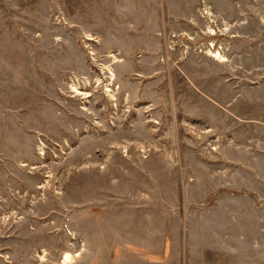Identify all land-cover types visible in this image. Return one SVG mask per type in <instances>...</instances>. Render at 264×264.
I'll return each instance as SVG.
<instances>
[{
  "label": "rangeland",
  "instance_id": "374dc122",
  "mask_svg": "<svg viewBox=\"0 0 264 264\" xmlns=\"http://www.w3.org/2000/svg\"><path fill=\"white\" fill-rule=\"evenodd\" d=\"M223 67L264 73V0H0V264H184Z\"/></svg>",
  "mask_w": 264,
  "mask_h": 264
},
{
  "label": "crops",
  "instance_id": "0c3cea01",
  "mask_svg": "<svg viewBox=\"0 0 264 264\" xmlns=\"http://www.w3.org/2000/svg\"><path fill=\"white\" fill-rule=\"evenodd\" d=\"M130 1L135 6V0ZM161 31L156 33L161 35ZM148 32V28L144 29V36ZM222 71V78L208 79L213 85L210 93L203 91L202 80L197 79V83L192 84L198 95H203L221 110V126L203 117L213 128L210 134L216 133L217 140L221 141V149L213 160L204 161L198 157L195 170L193 167L194 171L190 168L187 171L189 180L186 181L182 170L179 172L181 180H175V198L180 200L175 214L185 222L187 231L184 235L181 233L178 246L182 252L185 249L184 264H261L264 248V73L254 75L258 81L253 80L252 84L246 80L249 74L237 78L224 67ZM218 86L221 91L216 93ZM204 164L214 173L200 171ZM182 193L185 199L205 205L182 206ZM212 199L216 201L210 205ZM168 241L164 239L162 257Z\"/></svg>",
  "mask_w": 264,
  "mask_h": 264
},
{
  "label": "bare ground",
  "instance_id": "6f19581e",
  "mask_svg": "<svg viewBox=\"0 0 264 264\" xmlns=\"http://www.w3.org/2000/svg\"><path fill=\"white\" fill-rule=\"evenodd\" d=\"M209 15H211V17L213 16V11L210 9V10H208V11H206ZM90 36V35H89ZM88 36V37H89ZM91 37V36H90ZM89 37V38H90ZM214 48V49H213ZM210 50H209V52H208V50H207V54L210 56L211 55V57L212 56H214V57H216V58H219L220 60H222V61H224V60H226V58H225V56H223L222 54H221V52L219 51V49L218 48H215V43L214 42H212L211 43V45H210V48H209ZM215 49H218V50H215ZM223 54H225L224 52H222ZM111 70V69H110ZM109 89V91L111 90L110 88H108ZM70 258H71V255L69 254V253H66L65 254V256H64V263H66V262H68L69 260H70Z\"/></svg>",
  "mask_w": 264,
  "mask_h": 264
},
{
  "label": "built area",
  "instance_id": "2783aa9c",
  "mask_svg": "<svg viewBox=\"0 0 264 264\" xmlns=\"http://www.w3.org/2000/svg\"><path fill=\"white\" fill-rule=\"evenodd\" d=\"M205 15H208L207 12H206V10L203 11V12H201V16H202V18H205ZM207 17H208V22H207V23H208V24H211V21L213 22V18H211L209 15H208ZM212 17H213V16H212ZM210 20H211V21H210ZM205 21H206V20H205ZM210 29H213V30H211V31H212V34H213V33L215 32V31H214V28H210ZM210 29H209V30H210ZM207 31H208V30H207ZM211 31H210V32H211ZM210 45H211V43H210Z\"/></svg>",
  "mask_w": 264,
  "mask_h": 264
}]
</instances>
